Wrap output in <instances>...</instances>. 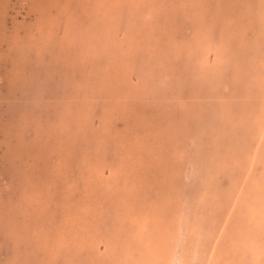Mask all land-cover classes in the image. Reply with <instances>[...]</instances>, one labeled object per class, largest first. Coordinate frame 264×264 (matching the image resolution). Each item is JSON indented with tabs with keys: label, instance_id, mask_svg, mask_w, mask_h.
I'll list each match as a JSON object with an SVG mask.
<instances>
[{
	"label": "rangeland",
	"instance_id": "1",
	"mask_svg": "<svg viewBox=\"0 0 264 264\" xmlns=\"http://www.w3.org/2000/svg\"><path fill=\"white\" fill-rule=\"evenodd\" d=\"M0 264H264V0H0Z\"/></svg>",
	"mask_w": 264,
	"mask_h": 264
}]
</instances>
